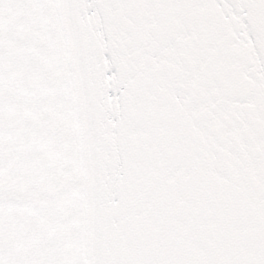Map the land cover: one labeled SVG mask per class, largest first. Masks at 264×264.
<instances>
[{
  "label": "snow or ice",
  "instance_id": "obj_1",
  "mask_svg": "<svg viewBox=\"0 0 264 264\" xmlns=\"http://www.w3.org/2000/svg\"><path fill=\"white\" fill-rule=\"evenodd\" d=\"M0 264H264V0H0Z\"/></svg>",
  "mask_w": 264,
  "mask_h": 264
}]
</instances>
